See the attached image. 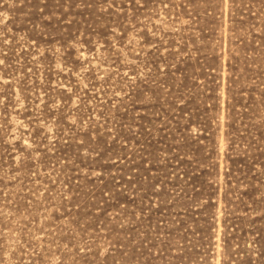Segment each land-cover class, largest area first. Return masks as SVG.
Returning a JSON list of instances; mask_svg holds the SVG:
<instances>
[{"label":"rangeland","instance_id":"rangeland-1","mask_svg":"<svg viewBox=\"0 0 264 264\" xmlns=\"http://www.w3.org/2000/svg\"><path fill=\"white\" fill-rule=\"evenodd\" d=\"M0 264H264V0H0Z\"/></svg>","mask_w":264,"mask_h":264}]
</instances>
